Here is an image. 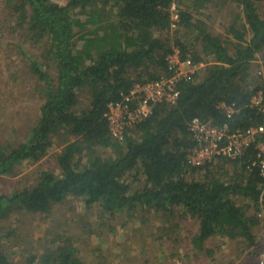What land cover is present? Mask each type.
<instances>
[{
    "label": "trees",
    "instance_id": "obj_1",
    "mask_svg": "<svg viewBox=\"0 0 264 264\" xmlns=\"http://www.w3.org/2000/svg\"><path fill=\"white\" fill-rule=\"evenodd\" d=\"M234 1L242 15L233 17L225 33L214 34L195 15L212 0H7L12 25L4 33L6 23L0 22V37L16 33L17 50L29 60L43 102L25 136L8 144L0 140V182L25 162L43 159L64 138L56 154L60 171L45 169L35 182L0 194V220L16 212L48 213L77 197L86 210L101 209L104 219L152 209L166 230L173 229L180 208L181 216L199 223L193 248L208 255L213 250L205 244L213 236L255 243L260 221L249 208L259 209L264 178L250 164L254 149L200 166L188 162L196 144L194 117L228 123L231 131L264 121L249 104L264 86V0ZM174 2L180 15L175 28ZM28 43L43 53L42 61L27 56ZM176 46L205 65L180 81L176 103H155L123 139L116 138L109 104L123 100L135 85L169 74L166 57ZM233 102L242 108L229 118L218 105ZM62 236L54 234L24 262L0 246V264H83L71 238Z\"/></svg>",
    "mask_w": 264,
    "mask_h": 264
},
{
    "label": "rangeland",
    "instance_id": "obj_2",
    "mask_svg": "<svg viewBox=\"0 0 264 264\" xmlns=\"http://www.w3.org/2000/svg\"><path fill=\"white\" fill-rule=\"evenodd\" d=\"M6 1L0 0V22L6 23L1 30L4 33L12 25L10 11L4 8ZM55 1L66 3L68 0ZM260 11L264 15V1ZM238 13H242V8L234 0H212L195 15L214 34H222ZM15 34L10 32L5 38L0 37V140L7 144L17 142L30 131L43 102L29 60L17 50L19 39L13 38ZM27 51V56H36L41 61L44 58L29 43ZM258 61H262L261 57ZM81 99L87 101L85 94ZM63 138L61 135L55 140L43 159L25 162L14 174L5 177L0 182V194H9L35 182L45 169L59 172L56 154ZM141 182L139 179L136 184ZM249 211L254 213L256 209L251 207ZM101 212L94 208L86 210L84 202L77 197L56 204L48 213L16 212L0 220V246L12 259L24 262L27 257L42 252L45 241L61 232L63 238L69 236L76 245L83 264H263L264 261V232L260 224L254 229L253 244L242 239L209 238L205 245L213 253L208 255L193 248L191 238L199 223L190 216H181L180 208L173 217V229L169 230L152 209L131 216L118 212L107 219L100 216Z\"/></svg>",
    "mask_w": 264,
    "mask_h": 264
},
{
    "label": "built area",
    "instance_id": "obj_3",
    "mask_svg": "<svg viewBox=\"0 0 264 264\" xmlns=\"http://www.w3.org/2000/svg\"><path fill=\"white\" fill-rule=\"evenodd\" d=\"M172 10V27L175 28L180 18L176 2L173 3ZM166 59L169 74L164 73L155 80L135 85L123 100L109 104L107 116L111 132L116 138L123 139L125 130L147 116L155 103H176L180 96V81L198 72L205 65L203 61L194 62L190 56H184L177 46L167 55ZM249 104L264 116V86L253 93ZM218 106L229 118H232L242 108L235 102L220 103ZM190 130L196 141L188 153V162L191 165H204L220 157L235 159L243 156L250 148L254 149L256 156L250 160V164L257 167L264 178V121L244 130L231 131L228 123L218 125L211 120L194 117L190 123ZM263 203L264 187L260 195L259 209L256 211L264 232Z\"/></svg>",
    "mask_w": 264,
    "mask_h": 264
}]
</instances>
